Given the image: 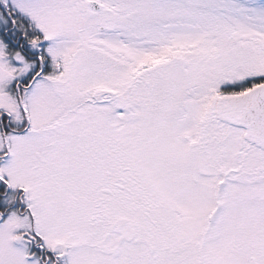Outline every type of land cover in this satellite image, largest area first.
I'll list each match as a JSON object with an SVG mask.
<instances>
[{
	"label": "snow or ice",
	"instance_id": "6c2138e0",
	"mask_svg": "<svg viewBox=\"0 0 264 264\" xmlns=\"http://www.w3.org/2000/svg\"><path fill=\"white\" fill-rule=\"evenodd\" d=\"M0 264H264V0H0Z\"/></svg>",
	"mask_w": 264,
	"mask_h": 264
}]
</instances>
